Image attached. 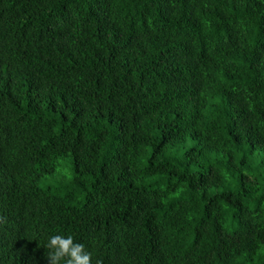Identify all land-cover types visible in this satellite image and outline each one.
<instances>
[{"label": "trees", "instance_id": "16d2710c", "mask_svg": "<svg viewBox=\"0 0 264 264\" xmlns=\"http://www.w3.org/2000/svg\"><path fill=\"white\" fill-rule=\"evenodd\" d=\"M57 234L264 264V0H0V264Z\"/></svg>", "mask_w": 264, "mask_h": 264}, {"label": "clouds", "instance_id": "9594fccd", "mask_svg": "<svg viewBox=\"0 0 264 264\" xmlns=\"http://www.w3.org/2000/svg\"><path fill=\"white\" fill-rule=\"evenodd\" d=\"M45 248L49 264H92L93 254L71 235H53L49 237ZM96 264H102V261L97 259Z\"/></svg>", "mask_w": 264, "mask_h": 264}]
</instances>
